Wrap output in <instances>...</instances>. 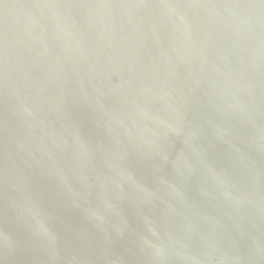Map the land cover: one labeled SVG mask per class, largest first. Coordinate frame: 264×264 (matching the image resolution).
<instances>
[{
	"label": "water",
	"instance_id": "water-1",
	"mask_svg": "<svg viewBox=\"0 0 264 264\" xmlns=\"http://www.w3.org/2000/svg\"><path fill=\"white\" fill-rule=\"evenodd\" d=\"M0 264H264V0H0Z\"/></svg>",
	"mask_w": 264,
	"mask_h": 264
}]
</instances>
